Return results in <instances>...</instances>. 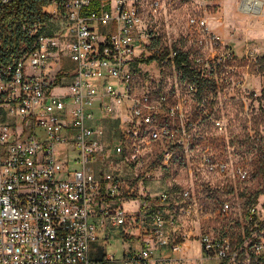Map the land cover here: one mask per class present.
Returning <instances> with one entry per match:
<instances>
[{"label": "built area", "instance_id": "2783aa9c", "mask_svg": "<svg viewBox=\"0 0 264 264\" xmlns=\"http://www.w3.org/2000/svg\"><path fill=\"white\" fill-rule=\"evenodd\" d=\"M235 2L242 15L264 16V0ZM149 6L156 12L161 2ZM43 12L47 22L29 29L37 36L32 49L0 64V264H156L167 259L163 250L179 253L190 239L198 242L201 259L264 264V189L242 207L238 221L191 236L182 231L179 213L213 217L193 190L175 186L151 194L135 185L141 150L158 144L162 166L179 161L172 160L179 151V94L169 106L167 94L144 88L138 64L171 67L178 81L180 73L192 85L195 70L187 55L148 44L138 0H63ZM188 23L215 51L220 38L207 21L191 17ZM63 58L74 66L71 75ZM108 124L114 125V142L105 136ZM117 162L132 173L128 185ZM202 164L222 181L255 177L247 164ZM206 184L207 197L215 198L214 189L221 188ZM127 203L135 209L126 210ZM218 206L227 219L230 202ZM236 222L240 238L228 233ZM116 228L138 248L119 260L114 254L92 259L90 246Z\"/></svg>", "mask_w": 264, "mask_h": 264}, {"label": "rangeland", "instance_id": "374dc122", "mask_svg": "<svg viewBox=\"0 0 264 264\" xmlns=\"http://www.w3.org/2000/svg\"><path fill=\"white\" fill-rule=\"evenodd\" d=\"M138 1L143 30L149 29L148 44L157 45L161 51L179 48L184 52L195 70V83L191 85L190 79L182 78L180 73L178 81L171 67L156 62L138 64L136 77L144 88L167 94L169 106L177 102L174 95L179 94V151L172 159L179 161L162 166V146L158 144L141 150L142 162L136 168L140 179L135 185L141 184L151 194L175 186L193 190L197 202L205 203L207 214L213 217L202 219L200 215L179 213L182 231L191 236L198 230L217 229L225 223L228 226L239 220L246 199L226 194L231 187L239 192L238 182L210 176L202 160L247 164L255 172L247 183V194L264 189V16L242 15L235 0H160L161 8L156 12L149 6L154 0ZM191 17L205 19L209 30L220 38L215 51L210 52V44L194 26H189ZM61 63L71 75L73 64L66 58ZM105 136L110 142L117 140L113 124L106 126ZM115 165L120 168L123 185H128L133 178L129 167L124 162ZM70 168L76 166L71 164ZM147 175L149 179L145 182ZM64 178V175L57 177ZM206 182L221 188L214 189L219 191L215 198L207 197ZM120 199L118 204L124 202ZM219 201H229L232 206L227 219L220 213ZM124 207L135 209L133 203ZM237 228L234 226L236 233ZM121 231L116 228L102 233L99 242L102 253L114 254L118 260L127 251L138 248L136 240L124 237ZM162 253L171 259L156 264H218L201 259L198 242L193 239L185 241L179 253L167 250Z\"/></svg>", "mask_w": 264, "mask_h": 264}, {"label": "trees", "instance_id": "16d2710c", "mask_svg": "<svg viewBox=\"0 0 264 264\" xmlns=\"http://www.w3.org/2000/svg\"><path fill=\"white\" fill-rule=\"evenodd\" d=\"M63 0H13L9 4L0 5V64L8 65L21 53L29 52L35 41L36 35L31 36L29 29L34 23L44 24L48 17L44 14L43 8ZM179 66L181 62L179 60ZM241 190L235 192L231 187L226 194L234 195L239 199H246L243 207L254 204L259 191L255 190L247 194V183H238ZM250 185V184H249ZM223 193V192H221ZM238 223L228 227V233L232 237L240 238L234 230Z\"/></svg>", "mask_w": 264, "mask_h": 264}, {"label": "crops", "instance_id": "0c3cea01", "mask_svg": "<svg viewBox=\"0 0 264 264\" xmlns=\"http://www.w3.org/2000/svg\"><path fill=\"white\" fill-rule=\"evenodd\" d=\"M99 242L100 241H98V242H96V243H94V244H92L91 246H90V256H91V258L92 259H94V260H98V259H100L101 258V256L104 254V253H102V251H101V249H100V246H99ZM158 254V253H157ZM156 254V255H157ZM199 256H200V254H199ZM167 259H171V258H167ZM166 259V260H167ZM165 260V261H166ZM219 264V263H218Z\"/></svg>", "mask_w": 264, "mask_h": 264}]
</instances>
